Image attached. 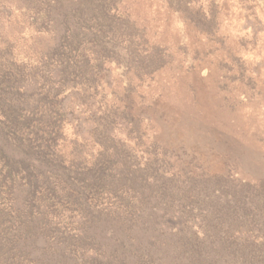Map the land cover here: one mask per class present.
I'll return each mask as SVG.
<instances>
[{
	"label": "rangeland",
	"instance_id": "374dc122",
	"mask_svg": "<svg viewBox=\"0 0 264 264\" xmlns=\"http://www.w3.org/2000/svg\"><path fill=\"white\" fill-rule=\"evenodd\" d=\"M196 234L260 264L264 0H0V264Z\"/></svg>",
	"mask_w": 264,
	"mask_h": 264
},
{
	"label": "trees",
	"instance_id": "16d2710c",
	"mask_svg": "<svg viewBox=\"0 0 264 264\" xmlns=\"http://www.w3.org/2000/svg\"><path fill=\"white\" fill-rule=\"evenodd\" d=\"M135 221V220H134ZM157 221H155L154 225L156 226ZM132 225H128L125 231L127 230V234L130 235L132 232ZM159 227V226H156ZM147 238V237H146ZM229 239H232L231 236L229 235ZM145 238L139 239V242L136 243V239H131V242L136 243L138 245V250L136 251L137 255V261H135L134 264H181V259L185 258H190V261L188 264H196L199 262V254L198 250H194L196 247L197 241H198V235L196 234L195 237H192L190 241H181L180 247L176 246H171L169 243L166 244L164 241H161L159 246L161 247L162 250H157L156 246L157 243L156 241L159 240L158 237L152 236L150 238H147L143 241ZM262 241H264V237H262ZM144 244L146 245L148 250H143ZM128 246L126 242H121L120 247L123 249V247ZM226 246L233 247L232 244L226 243L225 246L222 245L224 249H226ZM114 251L116 252L115 254H112V259L114 260L113 262H109V264H123L122 262V253H125V251ZM230 249V248H229ZM156 250V251H153ZM133 252V251H132ZM120 253V256L117 258L118 254ZM228 253L226 258L229 261L230 259H237V261L240 264H255L248 259V256L243 255L242 258L240 257V254L237 253ZM256 254L259 255V260L260 264H264V251L263 252H256ZM117 258V259H116ZM116 259V261H115ZM216 264V261L214 260L213 264ZM227 263V261H226ZM228 264H234V262H228Z\"/></svg>",
	"mask_w": 264,
	"mask_h": 264
}]
</instances>
